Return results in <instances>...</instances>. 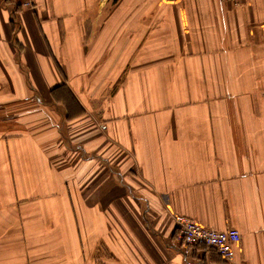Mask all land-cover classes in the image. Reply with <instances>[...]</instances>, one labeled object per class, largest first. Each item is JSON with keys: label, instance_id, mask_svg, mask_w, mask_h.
Wrapping results in <instances>:
<instances>
[{"label": "crops", "instance_id": "0c3cea01", "mask_svg": "<svg viewBox=\"0 0 264 264\" xmlns=\"http://www.w3.org/2000/svg\"><path fill=\"white\" fill-rule=\"evenodd\" d=\"M0 264H264V0H0Z\"/></svg>", "mask_w": 264, "mask_h": 264}, {"label": "built area", "instance_id": "2783aa9c", "mask_svg": "<svg viewBox=\"0 0 264 264\" xmlns=\"http://www.w3.org/2000/svg\"><path fill=\"white\" fill-rule=\"evenodd\" d=\"M25 9H32L35 0H20ZM223 2H237L238 0H221ZM178 237L194 251L197 248H207L219 255L225 261H232L236 255V249L241 246L242 237L238 230L228 228L225 231H217L203 226L199 222L186 216H175Z\"/></svg>", "mask_w": 264, "mask_h": 264}]
</instances>
